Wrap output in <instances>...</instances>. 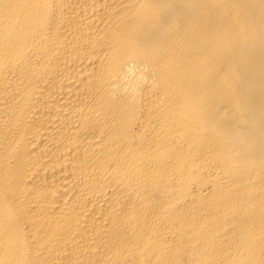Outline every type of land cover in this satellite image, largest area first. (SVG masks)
Here are the masks:
<instances>
[{
    "label": "bare ground",
    "instance_id": "6f19581e",
    "mask_svg": "<svg viewBox=\"0 0 264 264\" xmlns=\"http://www.w3.org/2000/svg\"><path fill=\"white\" fill-rule=\"evenodd\" d=\"M0 264H264V0H0Z\"/></svg>",
    "mask_w": 264,
    "mask_h": 264
}]
</instances>
